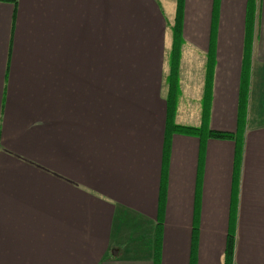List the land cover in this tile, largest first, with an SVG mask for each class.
<instances>
[{"label": "crops", "instance_id": "1", "mask_svg": "<svg viewBox=\"0 0 264 264\" xmlns=\"http://www.w3.org/2000/svg\"><path fill=\"white\" fill-rule=\"evenodd\" d=\"M159 3L0 1V264H154L160 206L161 264H224L235 143L209 140L201 158L199 139L175 135L161 198L172 26ZM257 5L234 264H264V112L251 118L253 93L264 97V0ZM247 8V0L185 1L177 124L184 96L188 109L198 99V112L182 126L202 123L213 45L210 128L237 131ZM143 87L165 104L161 124L156 110L150 126L125 100ZM126 216L152 227L153 242L141 248Z\"/></svg>", "mask_w": 264, "mask_h": 264}, {"label": "trees", "instance_id": "2", "mask_svg": "<svg viewBox=\"0 0 264 264\" xmlns=\"http://www.w3.org/2000/svg\"><path fill=\"white\" fill-rule=\"evenodd\" d=\"M2 2H16L17 0H0ZM185 1L177 0L176 16L172 30V47L169 57L170 72L167 77L168 95H167V121L164 137V175L161 190V198L165 193L166 167L169 166L172 151V140L175 135L197 138L201 142V158L205 153V145L209 140L231 141L236 145L235 155V174H234V200L232 207L231 226L228 235L227 247L225 252L224 264H234L236 233L235 221L237 216V196L238 185L240 182V172L243 164L244 142L248 118V107L250 102V89L252 77V57L255 27L258 17L257 0H247V19H246V42L244 49V59L241 76L240 100L238 128L235 133L213 131L210 128V118L213 99L214 77L216 58L213 45L208 55L206 66V80L204 95L202 100V123L199 127H189L178 125L176 122L179 100L181 98L180 90V68L182 60V50L184 46V18H185ZM217 21L213 23V29ZM203 169V160L199 164V182H201ZM160 215L157 221L155 239L152 246V260L154 264H161L162 258V241H163V206H160ZM198 213V211H197ZM198 239V226L194 228V244Z\"/></svg>", "mask_w": 264, "mask_h": 264}, {"label": "rangeland", "instance_id": "3", "mask_svg": "<svg viewBox=\"0 0 264 264\" xmlns=\"http://www.w3.org/2000/svg\"><path fill=\"white\" fill-rule=\"evenodd\" d=\"M161 8L159 6H157V9H163L162 11L166 14L167 16V21L169 23V25L173 26L174 24V20H175V16H176V7L174 8L173 6H175V1L177 2V0H156ZM169 7V8H168ZM143 14H146V9L143 8ZM148 15V14H147ZM148 17V16H147ZM151 17V14H150ZM151 21V19L149 20ZM171 31V29H170ZM170 31H166V35H165V40L167 41V45L169 46V43L171 42V33ZM169 52V49H168ZM168 68H166V72H167ZM138 82H144L146 81L145 78H139L137 80ZM151 84H156L157 80H153L150 82ZM167 86V85H166ZM167 92V89H166ZM127 94H129V98H127ZM126 93H124L125 95V100L127 101V104L129 105V108H131L132 106L135 109H139L138 106H141V109L144 110L145 114H146V118L144 119L145 122L151 126V118L153 116L154 110H156V115H155V119H157L159 121V124H161V113H160V109L161 107H164L165 104L164 103H157L155 101V92L153 89H147L145 87L141 88V89H130L128 91H126ZM200 93L198 94L199 97ZM254 98H252V102H251V118L254 119V115L255 114H261L260 112L263 111L264 112V97L263 99L259 100L257 99V92L253 93ZM194 99V98H193ZM192 100V98H188V96H184L182 97V105L179 109V116H178V124L179 125H192L195 123V120H189L191 119V117L189 116V114L192 112H195V114L198 112L197 108H198V99H196V103L197 105H195V110L193 109H189L187 108L186 104L189 103ZM260 102V104H259ZM200 104V103H199ZM263 107V108H262ZM151 112H153L151 114ZM248 113H249V107H248ZM261 115L264 116V114L262 113ZM151 116V117H150ZM136 216H126V218L124 219L125 222V227L126 230H132L134 232H136L140 237L141 240L139 243L141 248H143V246L145 245V243H149V242H153L152 237V230L153 228L151 227L150 229L152 230H145V228H148V226H141L136 222ZM136 242L135 239H133L132 241H130L127 245L128 248H130V246ZM116 252H118V250H116ZM116 252H112V255L115 256ZM125 253V252H124ZM127 253V252H126ZM131 254V253H130Z\"/></svg>", "mask_w": 264, "mask_h": 264}]
</instances>
